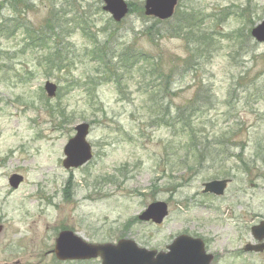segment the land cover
Listing matches in <instances>:
<instances>
[{
  "label": "rangeland",
  "instance_id": "rangeland-1",
  "mask_svg": "<svg viewBox=\"0 0 264 264\" xmlns=\"http://www.w3.org/2000/svg\"><path fill=\"white\" fill-rule=\"evenodd\" d=\"M71 1L12 11L0 0V264H100L57 260L64 228L157 250L186 233L205 241L212 264H264V252L244 250L264 219V43L251 36L264 0H179L162 22L144 14L145 0H126L117 23L103 0H75L79 10ZM52 10L66 46L60 68L57 44L26 45V27L39 31ZM187 20L196 38L176 32ZM81 122L91 124L94 156L66 169L64 147ZM14 173L24 177L16 189ZM221 178L231 179L223 196L202 191ZM156 202L167 203L163 222L140 220Z\"/></svg>",
  "mask_w": 264,
  "mask_h": 264
},
{
  "label": "water",
  "instance_id": "water-1",
  "mask_svg": "<svg viewBox=\"0 0 264 264\" xmlns=\"http://www.w3.org/2000/svg\"><path fill=\"white\" fill-rule=\"evenodd\" d=\"M178 0H146L145 14L160 19L170 18L175 11ZM103 9L110 12L116 21H121L128 13V5L124 0H104ZM252 35L259 42H264V21L252 30ZM45 89L49 96H55L57 86L48 81ZM76 135L69 140L65 147L67 158L63 161L65 168L78 167L92 158L91 145L86 137L89 133V124L80 123L76 126ZM23 177L18 174L11 175L10 184L18 187ZM228 179L213 180L205 183L204 192H213L223 195ZM167 204L153 203L140 216L143 220H154L161 223L167 215ZM0 225V233L2 231ZM253 235L258 240L264 239V221L252 228ZM248 251H262V245H247ZM54 252L60 260L90 259L100 256L101 264H211L213 256L205 251L204 241L188 235H180L168 246V251L151 250L140 247L131 239H121L117 243H88L82 237L70 230L59 233L56 239Z\"/></svg>",
  "mask_w": 264,
  "mask_h": 264
},
{
  "label": "trees",
  "instance_id": "trees-1",
  "mask_svg": "<svg viewBox=\"0 0 264 264\" xmlns=\"http://www.w3.org/2000/svg\"><path fill=\"white\" fill-rule=\"evenodd\" d=\"M73 1H74V3H72ZM73 1L67 3V6L69 8H71L72 6H76L74 8L79 10V8H80L79 5H77V2L75 0H73ZM4 2L8 4L9 9H11L12 11L17 10V5H19V4H21V5L23 4V5L27 6V0H4ZM60 13L61 12H55V10H52V12L50 14H48L49 16L46 19V23L44 24V26L42 28H40L39 31H35V30L31 29V27H26V32H25L26 33L25 37H27L26 45L29 48H31V46L35 47L38 45H43L44 47L48 46V49L52 50V48L49 46V43H55V45L57 44L56 48L53 49L56 51H53L52 59H54V56L58 57L57 60L55 59V61L59 62L57 64V66L59 65L58 66L59 68H60V66H62L61 61H62V57H63V51H64V48L66 47L63 45V39L61 38V30H62L63 26L61 25V19L59 16ZM82 15L86 16L85 12H83ZM184 19H186V18H184ZM194 26L192 28V25H191V23H188V20H187V23H185L184 21H179V23H178L179 29H176V32L178 34H180L182 31V28L184 27L183 29H187L185 32V34H186L185 40H188L191 37L196 38L197 35H199L201 33V31ZM146 30L148 31V35L151 36L152 35L151 33H153V31H151V28H149V30L148 29H146ZM2 32H6V30L4 28H0V34H3ZM204 33H206V32H204ZM212 36H213V34H212ZM212 36H210L208 34L202 35L203 39H206V41L209 40L210 38H212ZM210 40H212V39H210ZM104 46H105V44H103V43H101V45L97 44V48L99 50H101L100 51L101 56H99L101 61L104 62L105 64H108L109 60H106V57H108V56H107V51L104 50L105 49ZM192 51H191V54H192ZM198 55H200V54H198ZM120 57L122 58V57H124V55L122 56V54H120ZM128 58H129V56H128ZM167 82H168V80L166 79L164 83H161L162 88H160V91L162 89L163 93L169 92V90H170L169 84ZM188 108L192 113L195 111L197 112V106L196 105L189 106V107H187V109ZM187 109H180L178 115L180 114V115L184 116L182 114V112L184 110H187ZM164 114L167 116L168 113L165 112ZM183 120L184 119H182V121ZM183 125L186 128L189 126L188 122H187V124H183Z\"/></svg>",
  "mask_w": 264,
  "mask_h": 264
}]
</instances>
